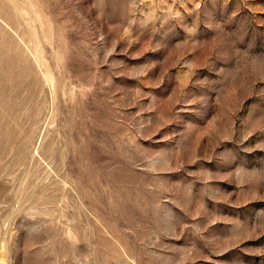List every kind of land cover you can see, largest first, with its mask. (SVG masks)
Here are the masks:
<instances>
[{
	"label": "rangeland",
	"instance_id": "rangeland-1",
	"mask_svg": "<svg viewBox=\"0 0 264 264\" xmlns=\"http://www.w3.org/2000/svg\"><path fill=\"white\" fill-rule=\"evenodd\" d=\"M0 264H264V0H0Z\"/></svg>",
	"mask_w": 264,
	"mask_h": 264
}]
</instances>
